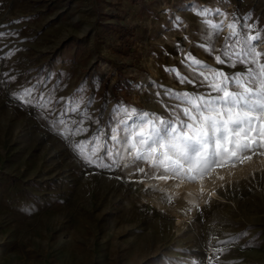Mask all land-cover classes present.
<instances>
[{
  "label": "rangeland",
  "instance_id": "1",
  "mask_svg": "<svg viewBox=\"0 0 264 264\" xmlns=\"http://www.w3.org/2000/svg\"><path fill=\"white\" fill-rule=\"evenodd\" d=\"M15 1L0 39V264H264V147L177 175L109 139L134 122L120 108L175 120L174 94L208 95L189 56L244 72L215 57L229 25L264 40V0ZM93 137L88 163L74 145Z\"/></svg>",
  "mask_w": 264,
  "mask_h": 264
},
{
  "label": "snow or ice",
  "instance_id": "2",
  "mask_svg": "<svg viewBox=\"0 0 264 264\" xmlns=\"http://www.w3.org/2000/svg\"><path fill=\"white\" fill-rule=\"evenodd\" d=\"M213 27L219 30L221 26L217 24ZM235 27V24L229 25L231 32L226 40L232 37L236 39L232 44L226 43L222 50V56L226 59L216 56L215 60L220 64L229 62L233 67L236 64L244 65V72L229 76L189 56L192 64L205 70L199 75L203 77L201 83L207 82L211 89L207 96L174 94L186 105L182 108L177 105L179 112L173 110L175 120L138 113L134 108L118 110L128 120L135 119L132 124L124 119L116 121L109 139L114 142V146L129 152L131 163L147 161L154 167H162L166 172L178 175L184 165H197L206 169L217 164L230 148L233 150L232 154L240 159L245 153L264 147V144L257 143V137L264 139V62H261L264 52L259 51L258 46L253 43H264V40L259 33L246 35L241 39ZM252 27L254 26H249ZM180 79L184 82L186 78ZM28 95L30 90L26 89L24 96L19 98L24 100ZM121 125L124 127L121 128ZM97 139L98 137H93L90 142L74 145L78 154L88 163L95 161L85 154V149L89 143H96ZM95 151L96 149H92L93 154ZM106 151L109 157L113 155L111 150ZM100 166L108 167L105 164ZM139 171L143 172L144 169L140 168ZM160 178L166 179L165 176Z\"/></svg>",
  "mask_w": 264,
  "mask_h": 264
},
{
  "label": "crops",
  "instance_id": "3",
  "mask_svg": "<svg viewBox=\"0 0 264 264\" xmlns=\"http://www.w3.org/2000/svg\"><path fill=\"white\" fill-rule=\"evenodd\" d=\"M16 7H17V3L15 0H12L11 2L9 1L8 4L4 7V11H3L4 13L0 15V34H2L0 35V39L2 36L4 37L8 34L16 33L17 30L16 25L18 21H20L21 19V17L18 16L16 13ZM29 13H30L29 17H31L32 14H39L34 12V10H31ZM11 42H13L12 46H15L17 40H15V38L7 40V44ZM3 46H5V43L3 44ZM3 51H5V48ZM47 79H49V75H45L44 82L47 81ZM55 80L57 81L58 78H55Z\"/></svg>",
  "mask_w": 264,
  "mask_h": 264
}]
</instances>
